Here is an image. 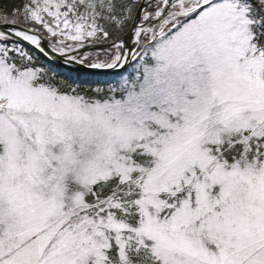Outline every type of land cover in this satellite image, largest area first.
Returning <instances> with one entry per match:
<instances>
[{"label":"snow or ice","instance_id":"6c2138e0","mask_svg":"<svg viewBox=\"0 0 264 264\" xmlns=\"http://www.w3.org/2000/svg\"><path fill=\"white\" fill-rule=\"evenodd\" d=\"M0 264H264V0L0 9Z\"/></svg>","mask_w":264,"mask_h":264},{"label":"trees","instance_id":"16d2710c","mask_svg":"<svg viewBox=\"0 0 264 264\" xmlns=\"http://www.w3.org/2000/svg\"><path fill=\"white\" fill-rule=\"evenodd\" d=\"M19 2L20 0H0V9H3L5 7L10 9L13 5Z\"/></svg>","mask_w":264,"mask_h":264}]
</instances>
